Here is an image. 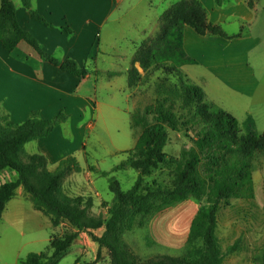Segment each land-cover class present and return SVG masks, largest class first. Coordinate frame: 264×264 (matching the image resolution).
<instances>
[{"label": "trees", "instance_id": "obj_1", "mask_svg": "<svg viewBox=\"0 0 264 264\" xmlns=\"http://www.w3.org/2000/svg\"><path fill=\"white\" fill-rule=\"evenodd\" d=\"M224 1L214 3L221 7ZM259 1L248 0L247 6L253 9ZM20 2L32 20L51 27L32 9L31 0ZM186 27L199 36L230 39L221 27L208 22L198 0H180L162 13L157 31L137 47L127 72L128 89L148 84L156 72L161 77L154 83L153 103L135 109L130 115V126L138 131L135 147L113 171L134 170L137 180L129 191L123 192L115 179H109L114 198L110 204L102 203L104 216L91 213L92 198L71 197L64 191V180L80 172L75 158L62 160L50 172L43 155L25 154V145L48 137L67 121L63 111L50 120H43L34 112L18 125L0 115V173L8 169L18 176L14 182L0 184V221L16 190L22 188L33 210L46 217L53 229L63 223L69 226L62 235L51 234L47 249L27 254L21 264H58L83 233L98 247L96 260L90 264H96L103 250L107 252L108 264H223L226 256L235 252L237 243L225 252L221 249L217 237L218 212L229 200H254L253 174L261 165L259 158H264V132L255 133L251 118L240 128L232 115L207 101L202 89L183 76L182 67L196 64L184 51ZM0 43L9 53L25 43L60 71L81 80L88 75L74 61L59 62L45 53L19 26L12 0H0ZM182 132L190 146L176 157L164 158L162 150L170 141L169 134ZM159 168L170 172V180L147 183L146 178ZM189 199H204L205 206L191 220L185 252L180 256L159 255L149 259L135 255L124 236L142 228L146 217ZM262 256L264 262V250Z\"/></svg>", "mask_w": 264, "mask_h": 264}, {"label": "rangeland", "instance_id": "obj_2", "mask_svg": "<svg viewBox=\"0 0 264 264\" xmlns=\"http://www.w3.org/2000/svg\"><path fill=\"white\" fill-rule=\"evenodd\" d=\"M106 1L80 0L75 5L80 11L74 36V43L78 44L76 48H79L80 52L75 56V63L87 73L98 70L88 83L95 92L88 100L83 98V94L79 95L84 100H80L81 105L75 110L73 121H69L66 126H57L49 134L53 136L51 140L58 137L59 141L64 142L65 147L61 154L69 153L67 158L73 156L80 167V172L73 174L79 185L71 186L68 181L63 186L64 191L72 197L92 198L94 207L91 213L103 216L106 210L101 208L102 203L110 204L114 198L109 189V179H115L123 192L129 191L137 180L138 174L134 170L113 171L135 147L138 131L131 128L130 115L135 109H143L153 103L154 83L161 77L160 72H156L148 84L133 90L128 89L125 69L130 65V62H127L135 49L130 40L135 38L136 31L126 23L123 24L122 30L109 31L108 26L100 29L99 24L106 17ZM12 2L16 7L22 6L20 0ZM200 3L206 11L208 22L221 27L230 39L199 36L186 27L184 51L196 64L183 67L181 72L191 83L202 89L207 101L232 115L240 128L244 126L246 118L253 115L256 118L253 129L255 133L261 134L264 132V0L255 3V14L246 3H237L236 0H225L222 7H217L214 0H201ZM94 5L96 12L91 14L90 7ZM250 19H256L251 26L242 22ZM94 22L100 23L95 27ZM92 46L96 47V56L89 58L88 52L94 49ZM113 69L119 71L115 77L107 73ZM256 83H259L260 89L254 97ZM169 137V143L162 150L166 159L178 156L181 150L190 146L183 132L170 133ZM34 144L25 145L26 155L35 153ZM259 162L261 165L253 174L254 200L233 199L220 206L217 231L221 237L219 241L223 252L238 243L234 237L240 233L244 235L245 240L250 239V236L257 239L252 246L258 248L261 253L264 250V158L260 157ZM87 166L94 168L90 178H87ZM103 174L108 176L104 177ZM17 177L15 172L6 169L0 173V184L14 182ZM170 178L171 174L167 169L159 168L146 178V182L164 183ZM19 190L24 194L22 188ZM24 196L15 195L14 202H18L25 211L37 216L42 222L48 220L35 212L31 202ZM204 206V199H189L161 213H154L144 219L142 228H135L127 233L124 240L141 259L159 255L180 256L185 252L191 220ZM8 210H12V203ZM223 224L228 227H223ZM2 228L0 239L4 240ZM57 228L59 229L55 230L50 227L49 234L62 235L69 226L63 223ZM220 233H229V240ZM81 236L91 241L86 234H80L78 239L81 243L72 246L69 255L58 264H90L96 260L97 251L95 253L88 248L82 254L77 251L78 247L84 244ZM78 239L75 244H78ZM12 241L14 242V239ZM47 246H42L35 253L44 252ZM31 247L30 249H35ZM257 254L258 252L255 253ZM232 255L226 257L230 259ZM108 263L107 252L103 250L96 264Z\"/></svg>", "mask_w": 264, "mask_h": 264}, {"label": "crops", "instance_id": "obj_3", "mask_svg": "<svg viewBox=\"0 0 264 264\" xmlns=\"http://www.w3.org/2000/svg\"><path fill=\"white\" fill-rule=\"evenodd\" d=\"M179 1H106V17L103 22H99L100 24L94 22L95 27L99 24L100 29L101 27L108 26L107 29L109 31L122 30L123 24L126 23V25L136 31L135 38L130 40L134 44L133 49H135L133 55L130 57V61L127 62H130V65L125 69L126 74L131 67V61L137 47L143 40L152 36L157 31L159 18L162 13ZM199 1L201 2V0ZM247 1L236 0L237 3L242 2L246 4ZM78 2L80 0H31L32 9L39 13L51 27H46L35 22L31 19L25 8L14 5L16 8V19L19 26L39 43L45 53L59 62L67 60L76 62L75 56L80 52V49L76 48L78 44L74 43L75 28L79 23L76 20L80 18L79 8L75 7ZM255 6L252 9L254 14L257 11ZM90 9H92L90 13L95 14V5L90 7ZM255 20L250 19L242 22H245L247 26H251ZM213 22L215 23V21ZM92 48L94 49H90L88 52L89 58L93 55L96 56V47L92 46ZM135 67L138 69L137 64H135ZM96 71L98 70L91 71L85 79L81 80L60 71L58 68L42 60L25 43H20L12 53L7 52L0 43V115L7 116L11 123L18 125L26 122L34 112L38 113L41 119L50 120L58 115L60 111H63L68 119L65 123L58 126H66L69 121H73V114L81 105L80 100H88L91 98L92 93V96H94L95 90L91 89L88 83L93 74H96ZM107 73L114 74L113 76L115 77L119 71L113 69L107 71ZM259 89V83H256L253 91L254 97L258 95ZM81 94H83L84 99L79 96ZM248 118H251L255 124L256 118L253 115L248 116L246 119ZM52 137L50 135L47 138L28 143H35V153L27 154L43 155L47 160V168L50 172L54 171L59 163L67 158L69 154L62 155L61 150L65 147L64 142L59 141L58 137L51 140ZM93 169L87 166V178H90ZM73 174H70L64 180L63 186L68 181L71 186H74V184L79 185L78 179L74 178ZM16 195L24 196L19 188L16 190ZM14 199L6 205L0 221V231L3 227L2 231L4 233V240L0 239V264H21V260L27 254L38 252L39 248L46 244L48 245L51 236L49 234L51 227L49 221L45 220L42 222L37 216L25 211L26 209L18 202H14ZM11 203L12 210L9 211L8 207ZM223 227L228 226L223 224ZM220 234L229 240V233ZM243 236L240 233L234 237L235 241L238 242L236 244L237 248L234 255L230 256V259L228 257L225 258L223 264H264L263 252H259L258 248L252 246L257 239L250 236V239L246 238L247 240H245ZM217 237L221 240L218 231ZM12 239H14V242ZM81 239L84 244L78 247V252L82 254L88 248L96 253L98 247L95 243L89 241L87 237L83 239V236H81ZM77 242L78 244L74 243L72 246L81 243L79 239ZM27 245L30 246L27 247ZM30 247L35 249H30ZM70 251L71 249L67 255H69ZM256 252H258L257 255H255Z\"/></svg>", "mask_w": 264, "mask_h": 264}, {"label": "water", "instance_id": "obj_4", "mask_svg": "<svg viewBox=\"0 0 264 264\" xmlns=\"http://www.w3.org/2000/svg\"><path fill=\"white\" fill-rule=\"evenodd\" d=\"M138 69H139V66L137 65Z\"/></svg>", "mask_w": 264, "mask_h": 264}]
</instances>
